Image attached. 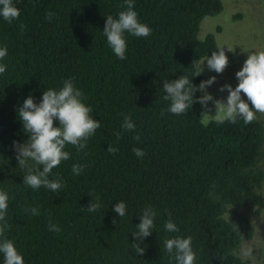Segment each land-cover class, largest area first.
<instances>
[{"label":"trees","instance_id":"obj_1","mask_svg":"<svg viewBox=\"0 0 264 264\" xmlns=\"http://www.w3.org/2000/svg\"><path fill=\"white\" fill-rule=\"evenodd\" d=\"M13 3L19 19L9 24L0 17V47L8 50L0 61L7 65L0 74V191L9 197L6 236L24 264H176L163 250L164 240L175 236L192 238L194 264H251L242 249L255 227L242 210L251 205L260 211L263 202L264 119L205 126L207 109L199 102L176 115L164 99L166 80L191 79L202 59L218 50L216 34L201 37L200 31L205 17L223 11V1L134 0L151 35L126 33L125 60L102 31L106 16L117 17L124 0ZM66 79L82 91L101 127L84 149L66 145L70 159L49 175L63 182L61 191L33 190L23 184L25 170L16 160L14 142L28 139L17 109L29 95L39 103L47 88L59 90ZM203 80V73L192 78L195 85ZM125 116L134 131L122 128ZM109 145L118 152H108ZM137 147L143 158L134 154ZM73 164L85 166L80 175L72 173ZM97 198L100 209L85 210ZM121 201L124 217L112 210ZM146 206L157 212L156 228L142 241L140 256L132 232ZM32 208L40 214L31 215ZM168 219L178 232L164 230ZM50 221L61 231H49Z\"/></svg>","mask_w":264,"mask_h":264},{"label":"clouds","instance_id":"obj_2","mask_svg":"<svg viewBox=\"0 0 264 264\" xmlns=\"http://www.w3.org/2000/svg\"><path fill=\"white\" fill-rule=\"evenodd\" d=\"M123 10L117 17L106 16L103 35L106 37L108 46L113 53L120 59H126V33L135 37H148L151 35V28L139 21L138 14L134 10V0H124ZM54 13H46L45 18L51 21ZM20 10L13 0H0V17L12 24L18 20ZM21 24V31L24 29ZM219 51H212L211 56L204 59L197 67L194 75L199 76L204 71V62L208 70L216 73H223L228 66V56L225 54L224 46L217 47ZM229 51H234L229 48ZM7 46L0 47V61L7 56ZM7 65L0 63V74H4ZM235 76L238 84L233 88L229 83L222 85L220 92L227 90L226 99H215L208 92V87L215 81L212 76L203 80L199 85H195L192 78L181 75L174 80H166L163 83L165 91L164 99L169 101V108L173 114L187 115L195 102H199L203 109H207V115L201 121L205 126L210 122L223 124L225 122L237 123L243 120L244 124H250L257 119V113L264 114V51L249 52L243 66ZM200 91L201 96L195 93ZM242 93L247 100L242 98ZM83 93L77 88L71 79H66L63 86L57 90L47 88L39 103L29 95L24 99L22 105L17 109L19 120L22 121L23 131L27 133L28 139L25 143L14 142L16 160L21 169L25 170L23 184L38 190L44 187L52 192H59L64 188L63 182L59 179H49L53 169L58 167L62 161L70 159V153L65 151L66 145L75 146L77 151L87 146V141L92 137L96 130L101 127L99 120L94 119L90 113L93 111L83 103ZM211 101L215 105V115L209 114L208 103ZM251 105V106H250ZM54 120L59 121V126H54ZM135 123L130 116H125L122 124L124 131H134ZM120 133H117L119 139ZM139 140V136H134ZM107 151L115 154L118 148L109 145ZM134 154L138 158H143L145 152L141 148H133ZM83 165L73 164L72 173L80 175L84 170ZM8 194L0 191V254L3 256V264H24L23 256L18 252L14 242L6 236L8 223L6 213L8 209ZM101 205L97 198L96 202L90 201L85 209L88 212H96ZM119 217L126 215V204L124 202L115 203L112 209ZM25 211H29L25 209ZM31 215H39L37 208L30 210ZM157 212L154 208L146 206L140 216V223L136 225V231L132 232L135 242L131 244L134 252L143 255L145 248L141 246L142 241L151 235L156 228L154 218ZM171 214L169 213V216ZM115 224V220L113 221ZM49 231L59 232L61 229L51 221L48 225ZM164 230L169 233L179 231L178 226L168 219L164 224ZM163 250L173 256L176 264H194L196 253L192 248L191 237L175 236L167 238L163 242ZM245 251L244 255H249Z\"/></svg>","mask_w":264,"mask_h":264},{"label":"rangeland","instance_id":"obj_3","mask_svg":"<svg viewBox=\"0 0 264 264\" xmlns=\"http://www.w3.org/2000/svg\"><path fill=\"white\" fill-rule=\"evenodd\" d=\"M222 1L223 11L217 15L205 17L200 31L201 37H205L209 32H214L218 46H224L225 54L229 60L223 73L208 70L206 61L202 65L204 67L202 73L206 80L212 76L216 77V81L207 89L215 99L227 98V90L219 91L222 85L229 83L235 88L238 84L235 73L242 68L249 52L264 51V0ZM236 15H240V17L235 18ZM228 47L233 48L234 51H229ZM206 58H203L202 61ZM242 98L247 97L242 93ZM209 105V114L215 115V105L211 101H209ZM257 115L264 119V114L257 113ZM261 194L263 202L260 211H257L256 206L251 205L242 210L255 227L254 237L247 240L242 249V257L249 259L251 264H264V185ZM245 251H249L250 254L244 255Z\"/></svg>","mask_w":264,"mask_h":264}]
</instances>
